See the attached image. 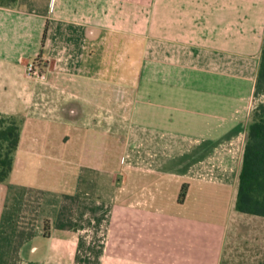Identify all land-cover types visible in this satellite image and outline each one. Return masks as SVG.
I'll return each mask as SVG.
<instances>
[{
	"label": "crops",
	"instance_id": "obj_1",
	"mask_svg": "<svg viewBox=\"0 0 264 264\" xmlns=\"http://www.w3.org/2000/svg\"><path fill=\"white\" fill-rule=\"evenodd\" d=\"M263 37L264 0L0 4V112L28 108L35 58L62 112L18 121L0 264H264V217L235 208Z\"/></svg>",
	"mask_w": 264,
	"mask_h": 264
},
{
	"label": "trees",
	"instance_id": "obj_2",
	"mask_svg": "<svg viewBox=\"0 0 264 264\" xmlns=\"http://www.w3.org/2000/svg\"><path fill=\"white\" fill-rule=\"evenodd\" d=\"M16 0H0L9 5ZM254 96L264 97V37ZM235 208L238 212L264 217V100L250 113ZM20 140V127L13 116H0V183L9 176Z\"/></svg>",
	"mask_w": 264,
	"mask_h": 264
},
{
	"label": "rangeland",
	"instance_id": "obj_3",
	"mask_svg": "<svg viewBox=\"0 0 264 264\" xmlns=\"http://www.w3.org/2000/svg\"><path fill=\"white\" fill-rule=\"evenodd\" d=\"M48 0H38V3H46ZM31 64L33 65V67L35 68V72L36 75H29L26 72L27 78H28V82H29V89H28V95L24 98L25 104L28 106V108L26 109H22V110H18L16 112L13 113H9V114H5L4 112H0V116H10L12 115L13 117H15V119L17 120V122L19 121L20 123H23L24 121L28 120V119H35V118H43V119H60L61 116L60 114L62 112H59L57 110H55L56 107H54V105H59L58 97L57 100L56 97L54 98V96H50L48 98V100H45L42 97V92H43V87L47 86V73H48V62L39 59V58H35L34 60L30 61L28 63V65ZM27 65V66H28ZM43 76V79L41 78ZM51 89V88H50ZM52 90V89H51ZM57 91V90H56ZM41 94V95H40ZM116 91L111 90L109 92V99L107 103V105L105 106L106 111H104L102 114L98 113L99 118L98 119H102L104 121H106V125L107 128L109 129V132H115V131H122V129L125 127V122H126V105L123 102H119L116 96ZM66 99L68 98L67 95L64 96ZM60 99V98H59ZM264 100L261 99L260 101ZM259 101V102H260ZM126 102V101H125ZM258 102V103H259ZM0 105L3 108H14V106H11L8 103V100H4L0 98ZM44 105L46 108H44ZM52 105V106H51ZM48 106H51L50 108ZM97 115V113H96ZM94 119H97L96 117H94ZM121 186V185H120ZM124 193V192H121ZM72 195L74 196L75 193L71 192V189L69 187H61L60 192H56L54 195H45V194H41V198L44 201V203L49 202H57V200L59 199V197L61 195ZM83 194V193H82ZM117 195V192L114 191H109L108 193V200L110 202L113 201L115 199V196ZM43 196V197H42ZM128 196H130V194H128ZM130 198V197H129ZM129 198H125V199H129ZM111 203H109V205L107 206H103L101 207L100 204L95 205L97 206L94 207V210L96 212L97 215H106V216H116L117 214V208L116 207H111L110 205ZM132 209V208H131ZM130 209V210H131ZM105 226V225H103ZM110 227L111 231H115L116 230V225H108Z\"/></svg>",
	"mask_w": 264,
	"mask_h": 264
},
{
	"label": "built area",
	"instance_id": "obj_4",
	"mask_svg": "<svg viewBox=\"0 0 264 264\" xmlns=\"http://www.w3.org/2000/svg\"><path fill=\"white\" fill-rule=\"evenodd\" d=\"M26 72L29 74V75H36V72H35V68L33 67V65L29 64L27 67H26ZM43 79V76L41 77Z\"/></svg>",
	"mask_w": 264,
	"mask_h": 264
}]
</instances>
